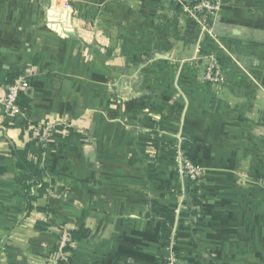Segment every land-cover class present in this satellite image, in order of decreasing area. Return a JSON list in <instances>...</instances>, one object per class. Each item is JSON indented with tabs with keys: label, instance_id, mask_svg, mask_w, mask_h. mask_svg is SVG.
I'll use <instances>...</instances> for the list:
<instances>
[{
	"label": "crops",
	"instance_id": "obj_1",
	"mask_svg": "<svg viewBox=\"0 0 264 264\" xmlns=\"http://www.w3.org/2000/svg\"><path fill=\"white\" fill-rule=\"evenodd\" d=\"M66 1L0 0V100L19 77L29 98L0 104V264H264V0H217L216 40L182 10L198 0ZM13 149L43 170L30 211Z\"/></svg>",
	"mask_w": 264,
	"mask_h": 264
},
{
	"label": "built area",
	"instance_id": "obj_2",
	"mask_svg": "<svg viewBox=\"0 0 264 264\" xmlns=\"http://www.w3.org/2000/svg\"><path fill=\"white\" fill-rule=\"evenodd\" d=\"M63 1L64 16L70 18L71 7L66 0ZM182 10L187 14L198 26L201 35H206L211 40H216L211 27L208 24L210 17H214L220 10V5L217 0H198L191 6L182 7ZM62 34L65 30H62ZM203 80L211 84H220L223 82V77L220 72V67L216 62H211L205 68ZM28 89V84L25 79L15 78L11 84L6 87L4 97L0 100V104L7 114H20V109L17 105L19 97L24 95ZM56 125L53 122H47L38 127V143L41 146H46V143L56 134ZM176 173L191 184L196 185L203 178V171L197 166H194L186 157L183 150H177V155L174 160ZM72 241L68 231L59 232V243L57 247L58 253H63L64 249L72 246ZM156 264H176L173 257L162 260Z\"/></svg>",
	"mask_w": 264,
	"mask_h": 264
},
{
	"label": "trees",
	"instance_id": "obj_3",
	"mask_svg": "<svg viewBox=\"0 0 264 264\" xmlns=\"http://www.w3.org/2000/svg\"><path fill=\"white\" fill-rule=\"evenodd\" d=\"M15 78H11L8 82V84H11V82ZM20 112L25 113L28 110L29 107V98L25 95H21L19 97L18 103H17ZM12 157L16 159V166L18 169L26 171L28 174L31 175V177L34 179V182L28 186H26V200L28 204V211L32 209V202H34L37 198L41 197L45 191L46 186L43 182V170L39 167V165L28 158V152L26 150L19 151L16 149L12 150ZM2 170H0V173ZM39 211H46L45 209H39ZM49 227V224H37L36 230H45ZM70 238L72 243H75L77 241H80L82 238L87 236V233L84 229H80L78 231L69 232ZM70 247L65 248L64 252H69ZM69 264V262H68ZM71 264V263H70Z\"/></svg>",
	"mask_w": 264,
	"mask_h": 264
}]
</instances>
